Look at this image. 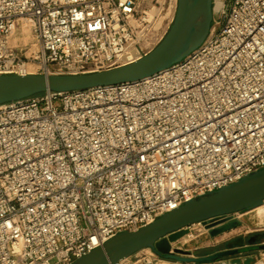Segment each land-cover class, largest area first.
<instances>
[{"label": "built area", "instance_id": "built-area-1", "mask_svg": "<svg viewBox=\"0 0 264 264\" xmlns=\"http://www.w3.org/2000/svg\"><path fill=\"white\" fill-rule=\"evenodd\" d=\"M177 4L0 0V74L132 63L163 40ZM263 167L264 0H214L206 39L162 70L0 104V264H70Z\"/></svg>", "mask_w": 264, "mask_h": 264}, {"label": "water", "instance_id": "water-1", "mask_svg": "<svg viewBox=\"0 0 264 264\" xmlns=\"http://www.w3.org/2000/svg\"><path fill=\"white\" fill-rule=\"evenodd\" d=\"M213 2L178 0L173 23L163 40L148 54L124 66L85 74H0V104L47 90L72 91L137 80L162 70L182 60L206 39L213 21ZM263 203L264 167L196 196L138 230L119 232L70 264H119L143 249L166 260L211 264L225 256L263 250L264 242H257L262 233L250 237L246 245L238 238L226 249L204 256L173 245L191 225L205 223L211 235H218L240 224L239 220H228L229 215L247 212Z\"/></svg>", "mask_w": 264, "mask_h": 264}, {"label": "rangeland", "instance_id": "rangeland-1", "mask_svg": "<svg viewBox=\"0 0 264 264\" xmlns=\"http://www.w3.org/2000/svg\"><path fill=\"white\" fill-rule=\"evenodd\" d=\"M228 220H239L240 224L218 235H211L205 223H197L193 226V230L189 228V231L178 240L181 241V244L183 243L184 247H198L194 250L195 256H204L223 250L229 242L238 238H242L243 242L247 243L250 235L256 233L263 234L257 242H264V222L257 210L240 212L234 217H229ZM262 259H264V249H257L225 256L211 264H256Z\"/></svg>", "mask_w": 264, "mask_h": 264}, {"label": "crops", "instance_id": "crops-1", "mask_svg": "<svg viewBox=\"0 0 264 264\" xmlns=\"http://www.w3.org/2000/svg\"><path fill=\"white\" fill-rule=\"evenodd\" d=\"M194 225H191L189 228L191 230H193V226ZM179 243H180V245H179ZM173 245L175 247L182 248L184 250H190L193 255H195V251L194 250L198 248V247H193V248H191V247H184L183 246V243L181 244V241L180 240H177V241L173 242ZM135 259H136V255H132L131 257L122 260L119 264H136ZM168 264H187V263H185V262H178V261H175V260H169Z\"/></svg>", "mask_w": 264, "mask_h": 264}, {"label": "bare ground", "instance_id": "bare-ground-1", "mask_svg": "<svg viewBox=\"0 0 264 264\" xmlns=\"http://www.w3.org/2000/svg\"><path fill=\"white\" fill-rule=\"evenodd\" d=\"M216 4H217V6L221 5V0H216ZM255 210H257V212L259 213L262 221L264 222V204L256 207ZM256 264H261V262H258Z\"/></svg>", "mask_w": 264, "mask_h": 264}, {"label": "flooded vegetation", "instance_id": "flooded-vegetation-1", "mask_svg": "<svg viewBox=\"0 0 264 264\" xmlns=\"http://www.w3.org/2000/svg\"><path fill=\"white\" fill-rule=\"evenodd\" d=\"M256 234H257V233H256ZM254 235H255V234H252V235H250V237H252V236H254ZM244 244L246 245V244H248V242H247V243H244ZM226 248H227V247H226ZM226 248H224V249H226Z\"/></svg>", "mask_w": 264, "mask_h": 264}]
</instances>
